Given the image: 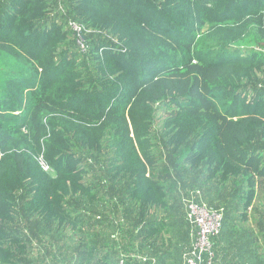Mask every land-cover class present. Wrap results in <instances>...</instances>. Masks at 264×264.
Returning a JSON list of instances; mask_svg holds the SVG:
<instances>
[{"label":"trees","instance_id":"trees-1","mask_svg":"<svg viewBox=\"0 0 264 264\" xmlns=\"http://www.w3.org/2000/svg\"><path fill=\"white\" fill-rule=\"evenodd\" d=\"M194 191L264 264V0H0V264H183Z\"/></svg>","mask_w":264,"mask_h":264},{"label":"built area","instance_id":"built-area-1","mask_svg":"<svg viewBox=\"0 0 264 264\" xmlns=\"http://www.w3.org/2000/svg\"><path fill=\"white\" fill-rule=\"evenodd\" d=\"M78 32L76 26H73ZM48 171V167H44ZM199 191H194L190 197H184L186 221L192 227L190 235V250L183 256V264H214V252L212 238L220 230L222 214L218 211L209 210L204 204L195 199ZM147 258L135 254L120 255L118 264H145Z\"/></svg>","mask_w":264,"mask_h":264},{"label":"rangeland","instance_id":"rangeland-1","mask_svg":"<svg viewBox=\"0 0 264 264\" xmlns=\"http://www.w3.org/2000/svg\"><path fill=\"white\" fill-rule=\"evenodd\" d=\"M52 250L49 252H45L44 250L35 252V256L33 258V264H66L62 262V258L55 254H50Z\"/></svg>","mask_w":264,"mask_h":264}]
</instances>
